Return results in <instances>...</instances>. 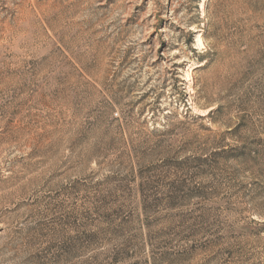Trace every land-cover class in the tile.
I'll use <instances>...</instances> for the list:
<instances>
[{"label":"rangeland","instance_id":"1","mask_svg":"<svg viewBox=\"0 0 264 264\" xmlns=\"http://www.w3.org/2000/svg\"><path fill=\"white\" fill-rule=\"evenodd\" d=\"M0 264H264V0H0Z\"/></svg>","mask_w":264,"mask_h":264}]
</instances>
